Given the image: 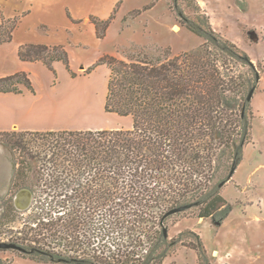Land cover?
<instances>
[{"label":"trees","instance_id":"obj_1","mask_svg":"<svg viewBox=\"0 0 264 264\" xmlns=\"http://www.w3.org/2000/svg\"><path fill=\"white\" fill-rule=\"evenodd\" d=\"M177 14L203 43L157 56L104 53L86 69L108 67L104 109L131 115V128L0 129V141L15 154L10 188L34 194L33 185L42 187L40 206L33 205L34 197L25 209L15 206L14 195L1 202L0 224L15 222L17 216H6L13 211L32 212L6 238L21 247V256L50 264H164L181 245L196 251L198 264H211L193 230L164 236L171 216L164 215L180 205H190L182 212L217 223L229 214L221 190L251 142L247 94L256 87L264 57L254 63L201 16ZM112 18H93L98 38ZM16 25L17 18L1 16L0 44L12 40ZM17 54L50 70L60 61L70 71L63 44L24 43ZM22 87L34 91L26 72L0 77V92ZM28 157L44 166L34 168ZM185 234L195 241H185Z\"/></svg>","mask_w":264,"mask_h":264},{"label":"rangeland","instance_id":"obj_2","mask_svg":"<svg viewBox=\"0 0 264 264\" xmlns=\"http://www.w3.org/2000/svg\"><path fill=\"white\" fill-rule=\"evenodd\" d=\"M124 6L131 8L122 20L111 27L107 37L105 30V35L100 38L103 40L101 48L111 49V53L119 58L137 52L152 56L164 51L176 54L203 43L204 38L181 24L178 11L191 18L201 16V22L205 26L208 23L222 38L235 43L254 63H261L264 57V0H127ZM175 25L179 26L178 30H174ZM78 51L77 55L86 60L96 53L92 48H79ZM41 64L33 67L29 73L33 88L36 89L33 93L37 92L45 104L53 99L58 100L57 115L64 118L54 121L58 126L48 129L132 127L131 115L119 116L104 109L109 75L108 68L103 66L105 64H99L89 72L86 69L90 65L77 71L74 60L70 71L65 66L55 69L54 63L53 70L42 62ZM262 66L248 107L251 142L243 148L242 159L234 171V174L237 173L233 181L227 182L221 190L231 206L229 214L221 223L214 222L211 218H197L190 211L173 214L166 220L169 237L186 230L199 234L211 264H264V65ZM0 143L9 147L1 141ZM38 143L42 141H36ZM10 150L15 159L13 150ZM19 153L17 151L18 156ZM28 158L34 168L44 166L40 158ZM234 181L241 187L236 186ZM32 187L35 189V193H32L35 198L32 199L33 205L40 206L41 203L36 202V199L42 191L41 184ZM14 190L9 187L0 198V216L3 211L1 202L11 195L15 196L17 191ZM31 215L29 210L7 214L6 216H17L18 219L9 224H0V231L5 232L0 241H7L6 238L18 230L21 216ZM183 239L195 241L190 234H185ZM177 247L176 254L167 256L164 264H198L195 250L181 245ZM221 255L225 259H220ZM0 264L50 263L21 256L19 250L0 249Z\"/></svg>","mask_w":264,"mask_h":264},{"label":"crops","instance_id":"obj_3","mask_svg":"<svg viewBox=\"0 0 264 264\" xmlns=\"http://www.w3.org/2000/svg\"><path fill=\"white\" fill-rule=\"evenodd\" d=\"M126 2L127 0H0V18L1 16L17 18L12 40L0 44V77L20 71L29 75L33 67L42 65L39 61L19 59L17 49L24 43L65 45L70 66L74 60L77 63L75 68L77 71L93 64L104 53L112 54L111 49L101 48L103 40L96 36L93 18L105 20L115 15L106 29L107 37L111 27L122 20L124 14L131 8L124 6ZM79 48H92L96 53L86 60L85 57L77 55ZM53 63L55 69L64 66L60 61ZM103 66L108 68L106 65ZM58 103V100L53 99L45 104L37 92L33 93L24 87L19 93L0 92V129L35 131L58 126L53 122L64 119L57 115ZM0 146L6 150L0 155L6 157L5 153L9 154L7 163L9 160L11 170V179L7 183L5 173L4 176L0 174L1 198L12 184L16 165L10 148L2 143ZM1 159L0 156V163ZM236 173L230 181H233ZM234 182L236 186L241 187ZM216 252L218 255L217 250ZM219 258L225 259L222 255Z\"/></svg>","mask_w":264,"mask_h":264},{"label":"water","instance_id":"obj_4","mask_svg":"<svg viewBox=\"0 0 264 264\" xmlns=\"http://www.w3.org/2000/svg\"><path fill=\"white\" fill-rule=\"evenodd\" d=\"M254 90L255 88H252L249 90L248 94H247V100L250 101L253 94H254ZM233 172V170L231 171V173ZM31 198H32V192L30 191V189L28 188H21L19 189L14 196V204L18 209H25L29 206L30 202H31ZM190 205H180L177 207H174L172 209H170L165 215L169 216L178 212H182L184 210H186ZM164 232V236H168V229L165 227L163 229ZM0 249L2 250H6V249H14V250H19L21 251V247L19 245H17L14 242H9V241H0Z\"/></svg>","mask_w":264,"mask_h":264},{"label":"bare ground","instance_id":"obj_5","mask_svg":"<svg viewBox=\"0 0 264 264\" xmlns=\"http://www.w3.org/2000/svg\"><path fill=\"white\" fill-rule=\"evenodd\" d=\"M178 28H179V26H177V25L174 26V30H178ZM0 149H2V153H4L5 149L2 146H0ZM5 155H6V157H4L3 155H0L2 157L1 163L3 162L2 165L0 163V174H2L4 176V173H5V180H6V183H7L11 179V170H10L9 160H8V163H7V158H8L9 154L5 153ZM3 191H4V189H3Z\"/></svg>","mask_w":264,"mask_h":264}]
</instances>
